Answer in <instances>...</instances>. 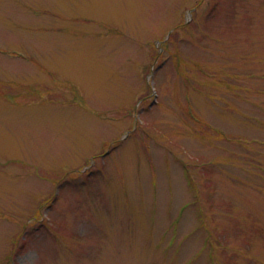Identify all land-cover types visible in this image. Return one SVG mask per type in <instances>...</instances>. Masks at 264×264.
I'll list each match as a JSON object with an SVG mask.
<instances>
[{
  "label": "rangeland",
  "instance_id": "374dc122",
  "mask_svg": "<svg viewBox=\"0 0 264 264\" xmlns=\"http://www.w3.org/2000/svg\"><path fill=\"white\" fill-rule=\"evenodd\" d=\"M0 264H264V0H0Z\"/></svg>",
  "mask_w": 264,
  "mask_h": 264
}]
</instances>
